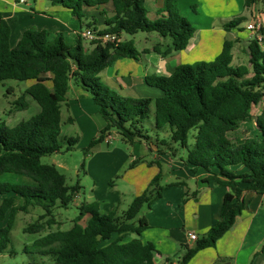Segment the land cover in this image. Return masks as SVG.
Instances as JSON below:
<instances>
[{
	"label": "trees",
	"instance_id": "1",
	"mask_svg": "<svg viewBox=\"0 0 264 264\" xmlns=\"http://www.w3.org/2000/svg\"><path fill=\"white\" fill-rule=\"evenodd\" d=\"M45 1L69 10L80 21L85 10L102 7L104 29L88 24L97 31L96 36L111 33L121 38L122 34L155 32L169 38L171 44L163 51L152 48L162 57L186 49L195 33L191 23L179 14L178 0H163L154 19L147 15L146 0ZM259 1L243 0V7L252 11ZM107 5L112 9L110 17ZM244 21L246 18L236 16L223 22L222 27L225 31H242ZM9 35V25L0 12V84L6 80L30 81L25 93L37 103L39 112L13 127H0V176L17 174L33 182L28 186L0 181V224L4 223L0 227V254L10 245L11 229L19 212L27 213L28 207L41 209L40 217L47 218L46 222L37 221L24 231L43 232L44 226L56 224L53 210L67 208L80 188L78 184L67 185L64 174L54 165L41 163L44 156L72 150L79 140L77 136H60L61 108L72 83L89 94L105 123L90 147L102 142L107 132H114L127 143H143L150 152L177 157L191 173L202 170L207 173L205 181L227 189L218 220L190 248L185 247L180 264H187L198 251L214 247L233 227L245 209L243 191L264 189V109L256 117L255 136L240 142L227 136L251 118L252 107L264 96V38L253 37L247 42V65H232L234 43L226 40L210 63H182L169 75L146 76L145 83L157 88L160 96L134 98L119 95L99 76L117 60H140L147 51L139 52L133 40L102 43L95 39L88 49L79 33L66 41L61 32L27 29L10 47ZM21 99L16 104L25 108ZM190 137L193 143H189ZM179 149L185 150L184 157L178 155ZM160 178L159 172L121 214L117 208L102 213L96 202L81 204L69 229L47 232L24 250L45 257L51 264H156L154 245L140 238L148 223L139 214L144 205L150 209L151 203L161 197Z\"/></svg>",
	"mask_w": 264,
	"mask_h": 264
},
{
	"label": "crops",
	"instance_id": "2",
	"mask_svg": "<svg viewBox=\"0 0 264 264\" xmlns=\"http://www.w3.org/2000/svg\"><path fill=\"white\" fill-rule=\"evenodd\" d=\"M177 2L180 13L195 28L194 36L190 39L186 49L162 57L151 50L154 45L151 48L145 46L141 49L142 51L140 50L141 52L147 51L144 53V64L140 60L123 58L102 70L99 76L104 83L106 82V85L111 89L116 88L125 96L134 97V94L150 98L160 96L161 93L157 88L145 83L146 76L169 75L178 64L182 63L213 61L226 40L234 43L231 50L234 65L236 52L239 51L247 57L246 45L253 36L245 30V24L253 13L254 16L262 19L264 28V0H260L252 11L244 7L243 10L240 8L242 0H178ZM162 5L163 0H146L145 7L148 17L150 19L158 17V11ZM105 10L107 16L110 17L112 15L111 6L107 5ZM218 10L222 12L218 13ZM0 12L10 28V47L16 45L22 33L27 29L61 32L66 41H72L76 34H81L90 23H94L98 30L104 29L102 7L85 10L81 21L74 18L69 10L60 6H52L45 0H32L31 2L29 0H0ZM200 16H204L206 24L199 20ZM236 16L246 18V21L240 25L244 29L225 31L222 27L223 22ZM133 36L127 39L125 34H122L121 40L127 41L133 39ZM227 36L229 39H225ZM66 99L72 103L77 101L79 106L82 100L88 105L91 102L87 92L73 83L68 87ZM71 109L75 114L73 108ZM65 122L72 123L73 120L68 117ZM100 128L98 126L97 132L101 130ZM136 143L138 142L132 144ZM150 154L155 162L160 163L161 177L166 176L168 182L172 183L174 180L182 184L177 183V185L165 188L161 191V197L154 201L151 209L142 212L148 227L141 233L140 238L143 242H151L154 245L157 251L154 255L156 264H180L185 247L190 248L194 244V241L189 239V234L194 233L198 238L218 220L222 198L227 189L215 185L211 180L205 181L207 173L202 170L195 174L191 173L190 167L177 157L157 154L154 151ZM163 165L166 169L162 173ZM235 170L243 171L242 168H235ZM184 192H186L185 200ZM241 198L245 209L236 218L233 227L216 242L214 247L198 251L187 264H264V189L261 192L243 191ZM96 203L102 212L100 204ZM109 206L106 207L108 211L117 208L118 212L121 204L120 201L112 202ZM85 219L86 216L82 221L84 222Z\"/></svg>",
	"mask_w": 264,
	"mask_h": 264
},
{
	"label": "rangeland",
	"instance_id": "3",
	"mask_svg": "<svg viewBox=\"0 0 264 264\" xmlns=\"http://www.w3.org/2000/svg\"><path fill=\"white\" fill-rule=\"evenodd\" d=\"M29 1L31 2L32 0ZM240 8L243 10V0ZM177 9L179 14L183 16L179 11L178 2ZM221 12L222 10H218V13ZM199 20L202 23H207L204 16H200ZM125 36L128 39L129 36L133 35L125 34ZM157 36L158 34L155 32H137L134 34L133 39L130 40H134V46L139 52L142 51L143 47L147 46L151 48L153 45L163 51L167 45L171 44V41L169 38H164L165 40H163L161 39L162 37ZM260 36L264 38V32H260ZM225 39H229V36ZM91 42L83 39L84 46L88 49L93 47ZM144 55L142 53V59H140V62L142 61L141 63L143 64L145 63ZM198 62L191 61L184 64L195 65ZM210 62L212 61H208V63ZM247 64L248 57L241 52L239 53V51L236 52L234 65ZM30 83V81L6 80L0 84V127H13L39 112L37 103L25 93ZM112 89L119 95L125 96L116 90V88ZM133 96L134 98H148L140 94H134ZM20 97L23 98L21 101L25 103V108H20L16 104L20 100ZM155 97L152 96V98ZM66 101L61 108L63 119L60 136H77L79 140L72 150H62L60 153L44 156L41 158V163L54 165L59 172L64 174L67 185L78 184L80 188L73 202L67 208L58 207L53 210L56 224L51 228L44 226L43 232L28 233L24 231L25 228L37 221L42 224L46 222L47 218L40 217L43 214L41 209L28 207L27 213L19 212L15 217V222L11 229L10 245L5 252L0 254V264H42L47 260L45 257L27 253L24 248L29 247L34 240L45 235L47 232L56 229H69L72 226V220L78 215V207L83 203L98 202L102 212L106 213L108 211L106 207L110 203L120 201L121 206L118 209V213L121 214L127 209L132 199L145 190L150 181L159 172L161 173L159 165L152 159L150 151L145 145L139 142L135 145L127 143L114 132H108L109 136L112 137L110 143L102 141L90 147L91 140L98 136V126L101 127L100 129L104 127V121L97 113V107L93 104L92 100L89 105L82 100L80 106L77 101L74 103L69 102L68 99ZM71 108H73L75 114H73ZM263 109L264 96L257 106L252 107L251 118L243 122L236 132L228 133L227 136L235 142L255 136L257 134L255 120ZM68 117L72 118V123L65 122ZM144 127L148 128L146 124H144ZM149 134L153 136V134ZM189 143H193L191 137ZM178 155L184 157L185 150L179 149ZM82 163H84L83 169L81 168ZM164 169H166L165 165L162 167V173ZM0 181L33 186V182L29 178L17 174H3L0 176ZM174 182L173 180L172 183ZM169 183L171 184V182L167 181L166 176L160 178L159 184L163 187L162 191L165 188L171 187H166ZM154 201L151 203V206ZM150 209H148L147 205H144L139 216L142 215L143 211H149ZM81 222L83 223V221ZM2 226H4V223L0 224V227ZM46 262V264H51L49 260Z\"/></svg>",
	"mask_w": 264,
	"mask_h": 264
},
{
	"label": "built area",
	"instance_id": "4",
	"mask_svg": "<svg viewBox=\"0 0 264 264\" xmlns=\"http://www.w3.org/2000/svg\"><path fill=\"white\" fill-rule=\"evenodd\" d=\"M245 29L251 34V36L256 37L259 40L262 39L260 36V32L262 29V22H261L260 17L258 16L251 17L250 20L246 22ZM96 33L97 31H94L92 28H86L81 33V36L83 39H86L88 41H93L95 39H98V40H101L102 43H106V42L118 43L121 40V38L118 37L116 34L106 33L100 36H96ZM111 140H112V137H110L107 132V134L103 138V141L105 143H109ZM189 239L192 241H195L197 237L194 233H190Z\"/></svg>",
	"mask_w": 264,
	"mask_h": 264
}]
</instances>
